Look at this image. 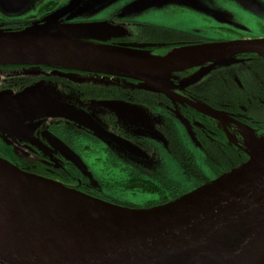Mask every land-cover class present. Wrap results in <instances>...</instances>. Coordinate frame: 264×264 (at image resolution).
Masks as SVG:
<instances>
[{
	"label": "flooded vegetation",
	"instance_id": "af4514ba",
	"mask_svg": "<svg viewBox=\"0 0 264 264\" xmlns=\"http://www.w3.org/2000/svg\"><path fill=\"white\" fill-rule=\"evenodd\" d=\"M61 1L50 0L47 6ZM150 1L148 20L126 18L120 8L90 20L106 21L116 30L105 35V43L155 55L183 46L264 38L241 24L238 29L245 31L227 28L219 37L172 29L155 18H164L169 7L202 8V0ZM238 1L257 8L255 0ZM228 12L235 14L233 8ZM182 16L200 17L194 10ZM36 17L0 14V26L17 31ZM0 77V91L15 93L39 79L52 81L64 97L57 106L70 113L37 118L39 126L21 140L0 134V157L119 206L149 208L180 198L248 160L241 128L264 136V59L253 52L237 54L225 65L174 72L158 92L131 77L44 64L0 65ZM88 113L100 127L87 125ZM115 113H126L133 123L136 115L146 122L127 127ZM53 137L78 156L83 169L66 158Z\"/></svg>",
	"mask_w": 264,
	"mask_h": 264
},
{
	"label": "water",
	"instance_id": "95a60500",
	"mask_svg": "<svg viewBox=\"0 0 264 264\" xmlns=\"http://www.w3.org/2000/svg\"><path fill=\"white\" fill-rule=\"evenodd\" d=\"M62 14L42 25L0 31V65L46 64L103 72L131 77L160 91L174 72L207 63L225 65L241 53L264 58V39L183 46L155 55L105 43V35L116 31L105 22L64 24L59 22ZM196 54L204 59L188 61ZM17 96L0 94V99L15 102L11 108L0 103L4 135L25 118L70 115L63 113L67 107L53 102L23 113L19 104L25 102ZM54 141L66 158L84 168L74 152ZM248 155L229 173L149 208L90 197L0 157V165L14 177L0 176V264H255L264 254V147ZM30 184L71 196L28 191L38 189Z\"/></svg>",
	"mask_w": 264,
	"mask_h": 264
},
{
	"label": "rangeland",
	"instance_id": "374dc122",
	"mask_svg": "<svg viewBox=\"0 0 264 264\" xmlns=\"http://www.w3.org/2000/svg\"><path fill=\"white\" fill-rule=\"evenodd\" d=\"M49 1L50 0H0V14L8 16L9 18L23 19H26V17L31 14H37V17L32 24L39 23L42 25L50 22L59 13L63 12L62 16L59 18V22H63L64 24H77L98 22L91 21L90 19L100 14L102 16L110 10L120 8V10H122V15L126 18L148 20V18H144V16H148V7L151 3L150 0H64L48 7L47 5ZM242 2L243 1L239 2L238 0H229L225 2L202 0V8H182L185 12L179 11L177 8L169 7L164 11L166 16L164 18H155V21L158 23H164L172 29L192 31L202 36L206 34L214 37L223 36L227 28L233 30L236 29L237 31H245L243 29H238L237 25L240 24L245 25V27L240 28H245L247 31H250V28H252L255 35L257 33L264 35V0H255L257 3L256 9L253 7H247V5ZM164 4L169 5L170 2L165 0ZM228 8H233L235 14L233 15L228 12ZM190 10L197 12L200 17L193 19L182 16V14L190 12ZM104 22L108 23L106 21ZM2 30L5 31L9 29L0 26V31ZM241 33L246 34L245 32ZM248 35L252 36V34ZM248 35L246 34V36ZM1 93L18 95L16 98L21 97L20 101L25 102L24 106L23 103L19 104L23 108V113H25L24 109L29 111L31 108L34 109L37 106H43L48 102H53L54 104L57 102H64L62 93L56 89L52 81L47 79H39L36 84L29 86V88L24 91L22 90L15 93L11 90H3L0 91V94ZM24 98L27 99L24 100ZM0 103L5 107L10 108L15 104L14 101L6 100L4 97L0 99ZM90 114L91 113L84 114V118H88L87 125L100 127L95 121V117ZM115 115L122 120L127 127L134 128L132 124L136 126L140 125V123L146 122L137 117V115L135 116L134 123L126 116V113H115ZM22 121L23 122L16 125L13 130L7 131L6 135L21 140L23 139L24 132L25 134L30 135L32 131H35L36 127L39 126L38 119L34 117L25 118V120L23 119ZM24 126L25 128H23ZM94 129L97 131L96 128ZM2 133L3 132L0 131V134ZM61 184L65 186V184Z\"/></svg>",
	"mask_w": 264,
	"mask_h": 264
},
{
	"label": "bare ground",
	"instance_id": "6f19581e",
	"mask_svg": "<svg viewBox=\"0 0 264 264\" xmlns=\"http://www.w3.org/2000/svg\"><path fill=\"white\" fill-rule=\"evenodd\" d=\"M203 59H204L203 57H200V55L196 54V55H192L191 58L188 59V61L194 62V61H201ZM241 131L244 135V142H245L244 147H245L247 153L254 154L259 149L264 147V137H259V136L255 135L253 132H251V130L246 129L245 127L241 128ZM0 176H5V177H8L10 179H14V177L12 176V173L9 172L2 165H0ZM30 185H32V186H30L29 188L38 187V189H31L28 191H35L37 193H46V194H51V195L56 194V195H61V196H65V197L71 196V195L64 193V192L57 190V189L43 188L40 185L36 186L35 184H30ZM24 192H26V191L23 190V193ZM255 264H264V254H262V256H260L258 258V260L255 262Z\"/></svg>",
	"mask_w": 264,
	"mask_h": 264
},
{
	"label": "trees",
	"instance_id": "16d2710c",
	"mask_svg": "<svg viewBox=\"0 0 264 264\" xmlns=\"http://www.w3.org/2000/svg\"><path fill=\"white\" fill-rule=\"evenodd\" d=\"M23 64H25V63H23ZM26 64H28V63H26ZM10 65H15V64H10ZM36 65H38V64H36ZM44 65H46V64H44ZM155 91V90H154ZM155 92H158V91H155ZM259 134H261V133H259ZM78 191H80V190H78ZM81 192V191H80ZM82 193H84V194H86V195H89V194H87L86 192H82ZM89 196H91V195H89ZM91 197H93V198H96V199H99V200H102V201H105V202H109V201H107V200H105L104 198H100V197H96V196H91ZM163 202H165V201H163ZM162 202V204H165V203H163ZM109 203H112V202H109ZM113 204V203H112Z\"/></svg>",
	"mask_w": 264,
	"mask_h": 264
},
{
	"label": "crops",
	"instance_id": "0c3cea01",
	"mask_svg": "<svg viewBox=\"0 0 264 264\" xmlns=\"http://www.w3.org/2000/svg\"><path fill=\"white\" fill-rule=\"evenodd\" d=\"M259 39H264V38H261V37H258L257 39H252V40H259ZM264 59V58H263ZM192 69V68H191ZM189 70V69H188Z\"/></svg>",
	"mask_w": 264,
	"mask_h": 264
}]
</instances>
